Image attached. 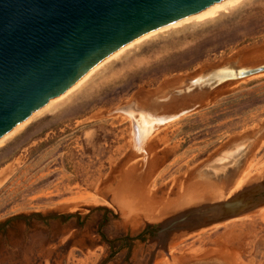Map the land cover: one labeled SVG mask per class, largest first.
<instances>
[{"label":"rangeland","instance_id":"rangeland-1","mask_svg":"<svg viewBox=\"0 0 264 264\" xmlns=\"http://www.w3.org/2000/svg\"><path fill=\"white\" fill-rule=\"evenodd\" d=\"M260 67L264 0H243L144 37L35 111L0 146V223L69 219L10 221L0 264H264V204L201 215L264 188V70L213 75ZM200 76L209 82L191 84ZM185 107L137 144L135 121Z\"/></svg>","mask_w":264,"mask_h":264},{"label":"water","instance_id":"water-1","mask_svg":"<svg viewBox=\"0 0 264 264\" xmlns=\"http://www.w3.org/2000/svg\"><path fill=\"white\" fill-rule=\"evenodd\" d=\"M219 1L0 0V139L135 39ZM262 70L264 67L220 69L213 75L227 80ZM209 79L200 76L190 82L207 83ZM190 108L149 116L150 128L144 138L152 130L153 122L167 123ZM127 110H133V105ZM134 123L136 139V125L139 123ZM248 142L249 139H245L229 147L218 160L219 165L244 149ZM263 189L251 190L249 194L250 189L237 192L230 198L210 204L204 213L199 214L210 215L214 222L237 217L264 204ZM35 217L42 220L69 219V216L36 213L11 217L0 223V228H5L12 220Z\"/></svg>","mask_w":264,"mask_h":264},{"label":"bare ground","instance_id":"bare-ground-1","mask_svg":"<svg viewBox=\"0 0 264 264\" xmlns=\"http://www.w3.org/2000/svg\"><path fill=\"white\" fill-rule=\"evenodd\" d=\"M243 0H221L219 2H216L206 8H204L203 10L197 12V13H193L190 14L189 16H185L184 18H181L179 20H176L168 25H165L157 30H154L148 34H145L137 39H135L134 41H132L131 43H129L128 45H126L125 47H123L122 49H120L119 51H117L116 53H114L113 55H111L109 58H107L106 60H104L103 62H101L100 64H98V66L92 68L91 70H89L87 73H85L73 86L72 88L70 87L67 91L66 94L62 95V97H64L65 95H67V93H70L73 89H75L76 87H78L79 85H81L87 78L90 77V75L95 71V69H97L98 67H100L101 65H103L105 62H107L108 60H110L112 57H116L117 54L121 53L124 49H126L127 47L133 46L134 43L140 41L141 39H143L144 37L146 38L147 36L154 34L156 32H158L159 30H163L166 29L170 26H174V25H181L184 22H189V21H195L197 20L198 22L200 21H204V20H211V18H216L218 16H221L222 13L224 12H230L231 9L237 7ZM65 93V92H64ZM59 98H54L50 101H48V103H46L44 105V107L40 110H38L36 113L40 114L43 110H45L47 107L51 106L55 100H57ZM35 116V114L33 113L32 115H30L26 120H24L23 122H21L18 126H16L14 129H12L9 133H7L5 136H3L0 139V146L4 144V142L12 135H14L16 132H18L26 123H28L31 119H33ZM143 125L139 124L136 125V128H138V133H136V140L139 143L140 146H142L144 144V134L146 133V130H148L150 128V124L149 121L144 118L142 116L141 118ZM141 123V122H139Z\"/></svg>","mask_w":264,"mask_h":264},{"label":"flooded vegetation","instance_id":"flooded-vegetation-1","mask_svg":"<svg viewBox=\"0 0 264 264\" xmlns=\"http://www.w3.org/2000/svg\"><path fill=\"white\" fill-rule=\"evenodd\" d=\"M80 219V217H78Z\"/></svg>","mask_w":264,"mask_h":264}]
</instances>
